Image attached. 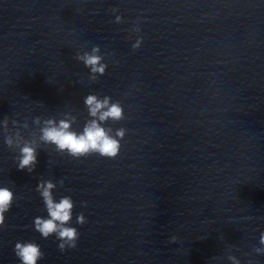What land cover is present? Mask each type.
Segmentation results:
<instances>
[{
  "label": "clouds",
  "instance_id": "clouds-1",
  "mask_svg": "<svg viewBox=\"0 0 264 264\" xmlns=\"http://www.w3.org/2000/svg\"><path fill=\"white\" fill-rule=\"evenodd\" d=\"M113 13L116 8L111 9ZM115 23H122L123 18L116 15ZM130 31L139 33L140 28L134 26ZM131 38V37H129ZM143 37H137L132 49L140 48ZM75 59L82 62L89 69L88 80L95 82L100 76L106 74L108 67L104 62V55L98 45L93 46L91 51L77 52ZM84 106L87 110V119L84 121L82 129L73 127L77 123V116L71 112H63L60 118L49 117L42 119L37 116L33 119V124L38 127V131H31L26 138L21 129H29L27 119L21 124L19 121L11 120L12 127H9V118L0 120V131H2L4 144L17 155V170L32 173L38 163V150L44 146L54 147L60 155H67L71 159L80 160L92 155L106 159H115L121 151V141L124 139L127 129L120 127L113 129L108 125L124 120V107L120 101H113L110 96L89 94L84 98ZM59 184L63 187V179L53 182L40 180L36 186V192L42 198L47 216H37L34 218V229L42 238L48 239L55 236L59 242L57 247L61 252L66 249H74L80 237V232L72 226L75 201L71 196L65 195L57 200L53 191ZM17 197L8 187H0V228L5 227V214L12 208ZM250 218V217H249ZM86 217L81 212L76 214V223L85 224ZM176 237H172L175 241ZM259 245L253 251L258 255H264V232L260 233ZM14 254L19 259L20 264H38L44 258L45 253L35 241H18L14 246ZM227 259L231 264H241V261L229 253ZM247 264H253L249 260Z\"/></svg>",
  "mask_w": 264,
  "mask_h": 264
}]
</instances>
